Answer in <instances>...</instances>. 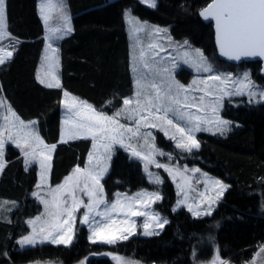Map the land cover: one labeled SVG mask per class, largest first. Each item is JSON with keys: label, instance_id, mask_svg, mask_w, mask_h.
I'll return each instance as SVG.
<instances>
[{"label": "trees", "instance_id": "trees-1", "mask_svg": "<svg viewBox=\"0 0 264 264\" xmlns=\"http://www.w3.org/2000/svg\"><path fill=\"white\" fill-rule=\"evenodd\" d=\"M67 1L72 31L58 44L59 87H48L36 77L44 45L37 0H5L7 30L18 43L11 59L0 65V97L4 96L21 118L35 119L45 142L56 143L49 178L54 185L75 164L84 163L90 145L88 138L58 142L63 91L95 107L109 97L118 103L132 92L126 9L138 18L169 24L176 37L188 38L208 56L234 64L218 58L212 24L199 16V9L210 0H156L155 7L140 0ZM243 64L264 83L259 61L237 65ZM221 113L233 122L229 130L200 131L198 148L174 153L181 161L196 163L227 182L208 215L194 216L185 207L174 210L176 192L169 175L161 171V185L155 186L148 182L139 160L131 158L122 147L114 148L110 168L102 179L105 196L112 197L116 191L158 189L162 198L154 208L167 223L152 235L136 232L113 244L93 243L88 239L87 227L77 223L70 244L48 242L19 248L16 239L29 229L26 218L41 209L30 195L37 167L26 166L19 150L7 144L6 163L0 172V264H77L82 259L111 264L108 257L118 255L145 263L194 264L209 260L216 250L221 260L234 264L252 260L264 250V101L249 103L244 96H231L224 100ZM158 137L166 141L160 132Z\"/></svg>", "mask_w": 264, "mask_h": 264}, {"label": "rangeland", "instance_id": "rangeland-1", "mask_svg": "<svg viewBox=\"0 0 264 264\" xmlns=\"http://www.w3.org/2000/svg\"><path fill=\"white\" fill-rule=\"evenodd\" d=\"M140 1L149 6L144 0ZM45 5H48V7H44ZM3 9L4 25L6 26V31L10 38L0 40V49L13 51L18 43V39L11 36L7 30L5 0L3 2ZM37 10L42 18L44 45L41 50L36 77L38 81L48 78L49 81L46 82V85H48L49 83L55 84V81L52 78L54 75L60 83L58 73L60 65L58 44L64 36L72 31L71 10L67 0H37ZM45 16L48 17L47 21L44 19ZM65 17H67V20H65ZM124 18L129 38L128 59L132 79V92L123 96L118 103L114 97H109L98 107H95L93 104L76 95L79 101L91 105L96 112L102 113L106 116H114L115 113L125 109V111L116 118L119 125H123L124 128H119L118 125H111V127L117 128L116 133H98L95 140L92 136L84 137V134H81L80 138H88L90 140V145L84 163L75 164V168L72 169L73 171L71 175H75L74 170L77 167L92 172L93 174H95V171L98 173L101 169L107 168V171L105 172L107 173L110 168L111 156L113 155L114 148L119 146L124 148L131 158L140 161L143 173L148 182L155 186H160L162 182L161 171H165L169 175L176 192V199L173 204L174 210L180 207H185L188 210L191 208L189 211L192 215H194V212L198 213L194 216L208 215L215 207L217 201L220 200L221 195L227 188L228 184L226 181L207 173L201 169L198 164L181 161L175 156V151L179 153L189 151L176 146L177 142L180 140V134L176 131V128L167 125L164 121H158L152 116H149L147 121H141L138 136H133V133L126 131V129L131 128L133 132L136 131V121L140 119V115H147L144 106L147 105L148 98H153L154 103L159 107L167 108L171 103L168 97L171 96L180 100V106L184 103L193 104V107L185 109V111L195 113L203 118L200 121V131L210 133L225 132L232 127L233 122L226 119L221 113L224 100L231 96H244L245 100L249 103L262 102L264 101V98H261L260 93H264V83L257 81L252 76L250 67L247 65L228 64L218 61L214 57L205 54L200 47L194 45L188 38L176 37L172 33L169 24L162 25L147 19L138 18L136 14L132 13L129 9L125 10ZM68 28H71L70 32L67 30ZM57 29H59V31H56ZM157 29L161 31H156ZM49 44L51 45V48H49ZM52 49L56 50V62L50 67V62L45 58L53 56ZM197 50L202 54L203 63L201 62V57ZM141 52L144 53L143 57H141ZM145 64H147V67H145ZM205 65L210 66L211 70L208 72L203 71V66ZM245 74H247V80H245ZM212 76H220L222 80H212L209 78ZM137 81L140 82L139 88L137 86ZM248 81L251 82V86L244 87ZM177 83L183 85L187 91L178 92V89L175 86ZM153 84L160 89L161 99L158 102L154 99L156 96V90L152 87ZM170 85L171 88H169ZM137 91L141 92L139 97L136 96ZM253 93H255V95H253ZM69 95L73 96L71 92ZM185 96L188 98L187 101H185ZM201 96L204 97L202 104L200 102ZM125 99L133 100V103L127 106V108H125L123 103ZM136 100L141 102V107L138 108L135 103ZM172 106L174 108L180 107L176 105ZM9 109H11V112L15 113V116L19 118L18 120L11 116ZM213 109L216 110L215 113L213 112ZM0 114V140L3 142V158L0 162L3 164L6 162L4 152L7 144H9L19 150L26 166L35 164L37 167V181L30 191V195L35 197L40 203L41 209L31 217L26 218V223L28 224L29 229L26 233L20 235L16 239V242L18 243L19 248L41 243H52L50 239H44V236L47 235L48 232H54L53 226L50 227L49 223L52 219L54 220V224L56 222L55 217L50 215V213L56 211L52 204L53 199L54 197H58L61 202V207H63L65 201L68 207H72V195L70 193L73 191V186L68 185L67 187L69 190L62 194L54 192L53 190L57 189L60 183L65 185L66 177H69L70 175L67 174L60 183L55 185L52 184L53 186H51L50 179H48V175L46 174L49 167H41L42 157L40 156V153L44 152L46 155H50L52 159L53 149L49 152L48 149L44 147L46 144L43 142V145H41L36 139L37 136L40 140L42 139L38 133L36 120L21 118L4 96L0 97ZM156 114L161 116L165 115L162 111ZM167 116L169 119L173 120L174 124L184 127L186 132L188 128H192L195 124L194 121L191 123L188 122L186 117L180 119L179 114L175 112H169L167 113ZM5 117H8L9 119L6 121ZM218 120L227 121L228 123L227 125L221 126L217 123ZM20 121L24 122L25 127L21 128ZM33 121L35 122L34 124L30 123ZM153 123L160 126L151 127V124ZM217 127L222 128V131H217ZM200 131L192 133L196 140L197 134ZM120 132H122L123 135H120ZM158 132L162 133L164 140L166 141L161 142V139L158 137ZM166 132L167 135L165 134ZM26 133L29 135H26ZM9 134L11 135V139H9ZM69 135L72 136L74 133L69 131ZM173 135L176 136V139L171 138ZM70 136L65 138L66 142H69L67 139H74L69 138ZM111 136H115V139L110 138ZM80 138L76 137V139ZM167 140L170 141V143H167ZM49 148L51 147L49 146ZM33 149L36 150L35 157L33 158L32 155L26 157L24 153L28 152L31 154ZM133 149L140 152L141 155H133ZM90 153L92 154L91 161L89 160ZM149 155L154 162L149 163L148 160L143 158ZM26 161L29 162L26 163ZM51 161L52 160L48 163L50 164ZM157 164L164 165L165 167H157ZM193 169H199V171L193 172ZM156 177H159V183L156 182ZM215 181H219L220 185H225L226 187L221 188L220 185L214 183ZM89 185H91V181H89ZM83 187L84 184L82 180L79 188L74 189V194L78 201L83 200L84 204H87L89 197L83 194ZM33 193H38V196L33 195ZM140 193H143L144 195L139 198L146 201L150 207L145 208L142 205H137L135 200H132L131 203L135 205V210L148 212L149 216L125 217L122 213H114V218L117 221H123L125 219L129 221L127 224H121V227H133L131 222L135 221L132 234L139 232L142 235H147L146 229L144 228L146 222L150 224V228L147 231L157 233L161 229V227L157 226L158 223H163V221L166 220L165 217L154 208L155 203L162 198L158 189H139L134 192L116 191L112 197L108 198L105 196L103 188V198L108 205H111L117 200L118 194L121 202L126 204L129 202L126 199L127 197H136L137 194ZM156 196H159V199H156ZM44 201H48L47 206ZM181 201H183V203H180ZM3 205H5V202ZM103 208L104 205H101L99 210H103ZM86 211L87 209L82 205L81 208L74 213L76 223L72 227L75 228L76 224L80 223V220L83 218ZM152 214H158L160 220L158 222L151 220L150 216ZM37 217L40 219L37 220ZM96 219H99V217H96ZM29 221H32L33 223H29ZM89 223H91V218ZM84 225L87 227L89 239V236L91 235L89 224ZM42 228L44 229L43 232H41ZM125 235H127V233H125ZM24 237L34 238L35 243L22 244L21 241ZM108 261H110L111 264H157L145 263L133 257L122 255L110 256L108 257ZM214 261H216V264H219V261H224L226 264H234L227 259L221 260L217 250L215 251L214 256L209 260L196 261L194 264H214ZM24 264L61 263L31 261ZM77 264H107V262L98 259H82ZM244 264H264V250L258 252L252 260L247 261Z\"/></svg>", "mask_w": 264, "mask_h": 264}, {"label": "snow or ice", "instance_id": "snow-or-ice-1", "mask_svg": "<svg viewBox=\"0 0 264 264\" xmlns=\"http://www.w3.org/2000/svg\"><path fill=\"white\" fill-rule=\"evenodd\" d=\"M4 0H0V40L10 38L9 34L6 31V26L4 25V9H3ZM151 7L156 6V0H144ZM44 7H48L45 5ZM201 15L205 16V18H214L216 21L217 28V42L220 46L222 54L229 56L230 58L239 59L241 56H262L264 57V0H213L211 4L201 13ZM45 21H47L48 17H44ZM67 20V17H65ZM69 32L71 28L67 29ZM142 30V29H140ZM56 31H59L57 29ZM156 31H161L157 29ZM166 31V30H165ZM54 34V33H53ZM49 48L51 45L49 44ZM53 56L46 57L45 59L50 62V67L53 66L56 62L55 57V49H52ZM198 54L201 57V62L203 63L202 54ZM13 55V51H6L5 49H0V64H4L6 60L10 59ZM144 53L141 52V57H143ZM147 67V64H145ZM199 68V66H198ZM210 66H203V71H210ZM53 80L55 84L49 83L48 87H59V80L53 75ZM212 80H222L220 76H212L209 77ZM245 80H247V74H245ZM41 83H44L41 80ZM138 88L140 87V82L137 81ZM179 91H187V89L180 84L175 85ZM251 82L248 81L244 87H250ZM152 87L156 90L155 101L158 102L161 99L160 89L153 84ZM191 87V86H189ZM171 88V85L169 86ZM68 93H65L67 96ZM141 95L140 91H137L136 96L139 97ZM255 95V93H253ZM261 98H264V93H260ZM171 101L169 107L161 108L156 103H154L153 98H148V103L144 106L147 115H140V119L136 121L137 128L136 131L133 132L131 128L126 129L128 132H132L133 136L139 135V125L141 121H147L149 116H152L155 120L164 121L167 125L176 128V131L180 134V140L177 142V147L191 150L192 148H198L199 143L192 135L195 131H200V121L203 119L202 117L196 115L195 113L187 112L185 109L193 107L191 103H184L182 106L181 102L178 98H173L171 96L168 97ZM187 96H185V101H187ZM75 100V98H73ZM204 101V97H200L201 104ZM85 111L77 112L76 116L79 117V121L74 124V127L77 130H85V136H92L95 140L96 135L99 134H109L116 133L117 128L111 127V125H118L119 128H124L123 125H119L118 120L119 117L125 109H122L120 112L114 114V116H106L102 113L96 112L95 109L92 108L91 105L81 102ZM125 108L133 103L131 99H125L123 101ZM138 108L141 107V102L136 100ZM172 105L180 106L173 107ZM73 106H69V110H72ZM154 109V111H153ZM137 111V110H134ZM164 112L165 115H157L156 113ZM215 109L213 112L215 113ZM175 112L179 114L180 119L187 118L188 122H195L192 128H188L187 132L184 127H180L178 124H174L172 119H169L167 113ZM9 113L12 117H15L17 120L18 117L15 116L14 112H11L9 109ZM9 118L5 117L7 121ZM208 122V121H205ZM30 123H35L30 122ZM217 123L221 126L227 125V121L218 120ZM21 128L25 127L24 122L20 121ZM147 126V125H146ZM160 125L153 123L151 127H159ZM210 130V129H208ZM217 131H222V128L217 127ZM123 135L122 132L119 133ZM167 135V132L165 133ZM26 135H29L26 133ZM69 138H76V135H72ZM110 138L115 139V136H111ZM172 139H176V136L173 135ZM9 139H11V135L9 134ZM36 139L39 141V144L43 145V141L37 136ZM19 146V145H18ZM46 149L50 152L55 148V145H52L51 148L49 146L44 145ZM154 147V146H153ZM3 142L0 140V161L3 158ZM35 149L30 154L25 152V156L32 155L35 157ZM163 154V153H161ZM133 155L140 156V152L133 149ZM41 159V167H50L48 163L51 160L50 155H46L44 152L40 153ZM144 159L148 160L149 163L154 162L151 156H145ZM92 154L89 155V160L91 161ZM29 161H26V163ZM147 167V166H146ZM157 167H165L164 165L157 164ZM4 168V164L0 162V170ZM107 171V168L101 169L98 173L93 174L92 172L82 170L77 167L74 172L75 175H70L66 177V184L58 186L57 189L53 190L54 192L63 193L67 192L68 185L73 186V191L70 193L72 195V207H68L66 201L64 202L63 207H61V202L58 197H54L53 199V207L56 209L55 212L50 213V215L54 216L56 219L55 224L53 225L54 232H48L47 235L44 236V239L51 240L52 243L57 244H70L74 238L75 228L72 227L76 223V217L74 213L78 211L83 205L87 211L85 212L83 218L80 220V223L89 224V228L91 230V235L89 236V240L93 243L95 242H104V243H115L117 240L127 239L128 235L132 234L134 230L135 221H132L133 227H121V224H127L129 221L127 219L123 221H117L114 218V213L120 214L122 213L125 217H134V216H149L148 212L135 210V205L131 203L132 200H135L137 205H142L147 208L150 205L141 200L139 197L144 195L143 193L137 194L136 197H127L128 203L121 202L118 194V198L111 205H108L103 198V187L100 185L99 178L104 175V172ZM193 172H198L199 169H193ZM83 180L84 187L82 189L83 194L89 197L88 203L84 204L83 200H77L74 194V189L79 188L81 181ZM89 181H91V185H89ZM156 182L159 183V177H156ZM217 185H220L219 181L214 182ZM39 187V186H38ZM221 188L226 187L225 185H220ZM33 195L38 196V193H33ZM203 195V194H201ZM159 199V196L155 197ZM44 203L48 204V201H44ZM180 203H183L181 201ZM104 205L103 210H99L100 206ZM191 210V208L189 209ZM194 215L198 213H193ZM99 217V219H96ZM91 218V223H89ZM40 218L37 217V220ZM151 220L159 221L160 217L158 214H152L150 216ZM29 223H33L29 221ZM167 223V220H164L163 223H158V227H163L164 224ZM144 228L146 229L147 235H152L151 231H147L150 228V224L146 222L144 224ZM44 229H41L43 232ZM127 233V235H125ZM22 244H33L35 243V239L32 237H24L21 241ZM119 259V258H116ZM218 260V258H217ZM216 264V261H214ZM219 264H226L224 261H219Z\"/></svg>", "mask_w": 264, "mask_h": 264}, {"label": "crops", "instance_id": "crops-1", "mask_svg": "<svg viewBox=\"0 0 264 264\" xmlns=\"http://www.w3.org/2000/svg\"><path fill=\"white\" fill-rule=\"evenodd\" d=\"M41 82V80H39ZM46 84V82H48V78H45V80H43ZM65 93H68L67 96H65ZM70 92L68 91H64L62 93V96H61V103H60V119H61V124H60V135H59V142H66L65 141V138H68L67 136H70L69 135V131L73 132L74 135H76V137L80 138L81 137V134L84 133L85 130H77L75 127H74V124L77 123L79 121V117L76 116V113L77 112H81V111H85L81 103V101H79L76 97V95H74L73 93H71L73 96H70L69 95ZM73 98H75V100H73ZM84 103V102H83ZM72 107V110L70 111L69 110V106H73ZM80 105H81V108H80ZM84 137H86L85 135H83ZM90 136V135H89ZM88 136V137H89ZM41 137V136H40ZM42 138V137H41ZM76 139V138H74ZM73 139V140H74ZM47 146H52V145H55L56 146V143L53 142V143H47L45 142L43 139H41ZM68 141H71L72 139H67ZM55 149V148H54ZM54 149H53V152H54ZM112 152V151H111ZM112 154V153H111ZM52 160V159H51ZM75 166V165H74ZM73 166L72 169H74L75 167ZM51 167H52V161L50 163V167L48 168L46 174L48 175V179L50 178V171H51ZM73 170H71L68 174L71 175ZM94 172V171H93ZM106 172V171H105ZM104 172V175L101 176L99 178V182L101 183V186H102V179L103 177L106 175V173ZM97 172L95 171V174ZM37 181V179H36ZM36 183V182H35ZM63 183H60V185H62ZM35 185V184H34ZM51 186H53L52 184H50ZM59 185V186H60ZM58 186V185H56ZM34 187V186H33ZM103 187V186H102ZM140 189H145V188H140ZM139 190V189H138ZM148 190V189H147ZM137 191V190H136ZM134 192V191H133ZM56 220V219H55ZM50 223V227H52L54 225V220L52 219L51 221H49Z\"/></svg>", "mask_w": 264, "mask_h": 264}, {"label": "water", "instance_id": "water-1", "mask_svg": "<svg viewBox=\"0 0 264 264\" xmlns=\"http://www.w3.org/2000/svg\"><path fill=\"white\" fill-rule=\"evenodd\" d=\"M213 2V0H210L206 5H204L203 7H201L199 9V16L200 18L207 23H211L212 24V28H213V32H214V45H215V49L217 52V56L220 60L223 61H227L230 63H234V64H239L242 62H249V61H259L260 62V74L264 77V57L262 56H241L239 59H235V58H230L229 56H226L224 54H222L220 46L217 42V28H216V21L214 18H205V16L201 15V13L208 7L209 4H211Z\"/></svg>", "mask_w": 264, "mask_h": 264}, {"label": "bare ground", "instance_id": "bare-ground-1", "mask_svg": "<svg viewBox=\"0 0 264 264\" xmlns=\"http://www.w3.org/2000/svg\"><path fill=\"white\" fill-rule=\"evenodd\" d=\"M1 65V64H0Z\"/></svg>", "mask_w": 264, "mask_h": 264}]
</instances>
